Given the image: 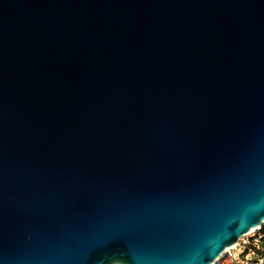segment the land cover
<instances>
[{"label": "water", "instance_id": "95a60500", "mask_svg": "<svg viewBox=\"0 0 264 264\" xmlns=\"http://www.w3.org/2000/svg\"><path fill=\"white\" fill-rule=\"evenodd\" d=\"M264 222V0H0V264H210Z\"/></svg>", "mask_w": 264, "mask_h": 264}, {"label": "built area", "instance_id": "2783aa9c", "mask_svg": "<svg viewBox=\"0 0 264 264\" xmlns=\"http://www.w3.org/2000/svg\"><path fill=\"white\" fill-rule=\"evenodd\" d=\"M264 222L250 228L232 245L225 247L210 264H264Z\"/></svg>", "mask_w": 264, "mask_h": 264}, {"label": "trees", "instance_id": "16d2710c", "mask_svg": "<svg viewBox=\"0 0 264 264\" xmlns=\"http://www.w3.org/2000/svg\"><path fill=\"white\" fill-rule=\"evenodd\" d=\"M261 230H262V232L264 233V226H262Z\"/></svg>", "mask_w": 264, "mask_h": 264}, {"label": "bare ground", "instance_id": "6f19581e", "mask_svg": "<svg viewBox=\"0 0 264 264\" xmlns=\"http://www.w3.org/2000/svg\"><path fill=\"white\" fill-rule=\"evenodd\" d=\"M219 256H220V254H219L218 256H216V258H218ZM216 258H215V259H216Z\"/></svg>", "mask_w": 264, "mask_h": 264}]
</instances>
